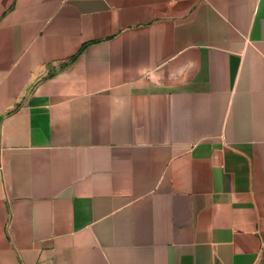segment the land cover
Wrapping results in <instances>:
<instances>
[{
	"label": "crops",
	"instance_id": "0c3cea01",
	"mask_svg": "<svg viewBox=\"0 0 264 264\" xmlns=\"http://www.w3.org/2000/svg\"><path fill=\"white\" fill-rule=\"evenodd\" d=\"M0 264H264V0H0Z\"/></svg>",
	"mask_w": 264,
	"mask_h": 264
}]
</instances>
